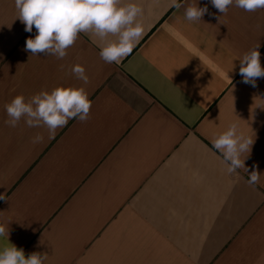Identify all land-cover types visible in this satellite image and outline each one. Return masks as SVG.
<instances>
[{"label": "crops", "instance_id": "1", "mask_svg": "<svg viewBox=\"0 0 264 264\" xmlns=\"http://www.w3.org/2000/svg\"><path fill=\"white\" fill-rule=\"evenodd\" d=\"M123 2L143 7L144 33L109 64L103 42L83 33L63 59L31 55L35 27L26 32L15 0H0V249L46 252V264H264V78L253 87L239 74L258 42L264 67V9ZM194 3L208 12L188 22ZM59 86L86 89V122L69 120L54 139L23 118L6 123L17 95ZM237 120L254 143L249 172L229 174L212 140Z\"/></svg>", "mask_w": 264, "mask_h": 264}, {"label": "clouds", "instance_id": "2", "mask_svg": "<svg viewBox=\"0 0 264 264\" xmlns=\"http://www.w3.org/2000/svg\"><path fill=\"white\" fill-rule=\"evenodd\" d=\"M210 3L222 14H227L230 6L246 12L264 9V0H210ZM171 6L180 9L184 5L178 0H171ZM17 18L25 25V31L31 33L36 29L34 38L26 40L25 51L31 55H52L63 59L67 50L77 41L81 33L99 38L103 42L100 57L106 63L119 64L131 54L144 33V25L139 17L143 7L135 2L124 3L123 0H15ZM208 12V7L198 3L185 8L184 18L188 22H199ZM109 36L116 37L114 40ZM260 43L246 52L239 59V74L243 83L256 86L258 78H264L261 65ZM71 71L76 77L88 83V76L81 64H76ZM92 101L83 86H59L51 91L43 90L26 100L24 95H17L5 105L6 123L16 127L23 118L28 127H46L48 138L54 139L58 129L65 127L69 120L78 119L86 122L89 118ZM44 137L37 135L33 143L42 142ZM254 140L240 130L239 121L230 123L225 131L219 133L212 146L223 157L229 174L243 169L247 156L251 152ZM244 157L243 159L241 157ZM248 183L260 182L261 173L250 172ZM0 194V200H5ZM8 228L0 224V237H8ZM48 254L33 252L26 256L23 248L8 243L0 249V264H46Z\"/></svg>", "mask_w": 264, "mask_h": 264}]
</instances>
